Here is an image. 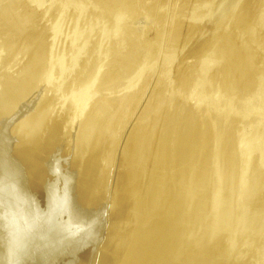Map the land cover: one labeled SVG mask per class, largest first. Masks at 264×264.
Masks as SVG:
<instances>
[{
    "label": "rangeland",
    "instance_id": "obj_1",
    "mask_svg": "<svg viewBox=\"0 0 264 264\" xmlns=\"http://www.w3.org/2000/svg\"><path fill=\"white\" fill-rule=\"evenodd\" d=\"M52 2H56L55 8L63 7V9H66L63 25L68 30H79V33L77 31L78 40L75 44L77 57L72 66V74L87 75L90 73L96 77L95 89L92 94L96 96V94L102 93L101 97L107 99L110 106L105 111V116H101L104 119L106 118V122L108 121L111 127L116 124L121 126L120 140L115 154L113 176L107 192L108 194L103 199L99 198L102 201L105 199L102 202V204L105 203V206L102 205V211L97 213L96 209H94L95 207H93L97 205L98 211L101 201H98L99 199L96 198H93V200L89 198L90 200H88V197L91 195H88V191H85L86 194L83 191L87 190L84 182H90L91 180L90 175L86 178L84 177L86 174L83 175L84 172L82 171L86 170L85 166L82 168V164L85 165L83 162H81V166L80 163H78V166L76 164L71 165L64 172L60 173L61 175H58L60 176L58 179L52 180V183L47 188L45 187V198L48 199L44 198L43 203L38 207V210H41H37L36 215H30V217L27 213L23 215L25 213L24 208L17 211L21 212V214L19 213L20 220L23 222L27 221L24 225H22L23 222L21 221L20 225L23 228L26 227L27 230H30V227L31 230L36 229V223H33V221L39 217L40 221L38 219L36 221L41 230L56 234L57 237L60 236L65 242L68 240L65 244L63 242L59 250L57 256L59 260L58 264H72L71 261L73 260V264H78V261L79 264L85 263V261L87 264V257L84 256L86 253L90 259L92 257L90 253L93 255L91 260L88 259L89 264H101L104 254H108L111 250L108 246L99 250L97 248L104 244L107 230L113 221V217L120 214V211H125V208L131 207L130 205L128 207L126 205L131 199L129 201L126 199L127 202L125 200V196L126 198L127 196L129 197L128 194L134 188L132 186L135 183L130 180L136 177L137 174L140 175L143 172L141 169L147 166H150L151 169L159 152L169 150L176 153V156L184 155L185 153L189 155L188 152H195L194 156L191 153V156L186 159L187 162L193 161L196 164H194V167L197 170V165H200L199 167L201 168L202 163L208 157L210 159L212 155L211 147L214 145L210 143H212L213 139L221 138L222 141L225 139L223 141L224 145L225 142L226 145L228 144L227 142L230 143V146L228 144L225 147H232L233 142H235L234 140L240 132L238 136L242 137V135H245L242 138H246L245 140L247 138L248 140L250 139L251 143L255 141L252 145L254 146L255 144L256 150L260 152L258 153L264 156V0H44L43 6L48 7ZM1 8L5 9L3 6ZM46 22V18L39 20L37 16H34L31 7H27L22 2L10 4L0 16V32L2 40H5L2 43L3 48L10 53L9 60L10 64L12 62L11 65H14L15 75L25 74L32 68L35 60V55L32 51L35 50L40 40L43 39L40 35H43ZM135 65L138 66L136 67ZM125 78L128 79L125 80ZM129 82L135 85L137 83V87L133 88L134 91L125 93V87L127 88L130 85ZM6 107L4 111L10 109V106ZM40 107L36 106L21 118V123L24 122L19 126L18 131L21 132L22 130L21 133L25 137L21 136L19 138V135H22L20 132H17L14 137L12 135L9 137L11 141H9L6 148L7 153H9L8 155L6 153L8 160H10V157L12 158L10 161L16 160V156L19 159L20 152L25 151L23 148L28 141L30 143L28 142L25 148L27 149L28 144H31L29 148L31 146L35 149V140L41 141L44 134L47 133V129L43 126L39 127V125L47 127L46 123H50L51 120V114L48 116L51 111L43 105ZM38 109L40 110L38 111ZM41 110H48L49 113H44V115H47L45 116L47 117L46 119H43V111L42 114L40 113V117L43 118L38 117ZM36 111L37 114L35 115ZM32 112L34 113L33 116L35 115L34 121H32L34 122V127L27 130L29 127L25 125H30ZM25 118H28L27 120L29 121L27 122ZM38 119L41 122L43 119V124L39 123L40 121L36 122ZM44 120H49V122L46 121L45 123ZM35 124H37L38 128L42 129V133H44L43 130H46L43 136L40 134V130L36 129ZM23 126H25V129ZM24 130L28 132H26L27 135L24 133ZM33 132L37 133L38 136L34 135L33 137ZM3 133L4 137L9 135L7 131L3 132L0 129L1 138L3 137L1 135ZM29 134L31 138H27ZM160 135L161 138L164 136V140L160 138ZM37 137H40V139H37ZM18 138L19 141L20 139L22 140V144L20 142L19 145L16 144ZM26 138L27 140H25ZM158 138H160L161 142L166 141L165 145L164 143H162V146L159 145L161 142ZM31 139H34L33 142ZM156 140L157 144L155 143ZM217 141L219 142V140ZM39 143L40 146H36V152L42 158L44 157L43 150H41L43 145L41 142ZM131 143L133 146L138 145V147H133ZM198 143H200V147L195 151L192 147ZM33 144L35 145L33 146ZM223 144L222 146H224ZM17 147L20 152L16 151ZM37 147H41L40 151L39 149L37 151ZM130 147L132 151L129 150ZM132 147L136 148V150ZM29 148L24 154L26 152L29 153L31 150L30 154L32 157L36 152L34 150L33 153L32 148L30 150ZM210 149L211 152H209ZM34 156L37 157V155ZM25 157L30 156L26 155ZM90 157H96V150L91 153ZM183 160H185L184 157ZM19 161L20 159L18 162L16 161V164H14V161L12 162L13 164L11 163V172L5 177L8 181L12 180V174L14 176L17 174L16 171L12 173V170H14V165L20 166ZM201 161L203 162L198 163ZM38 162L42 163V161ZM38 162L34 163L36 167L33 164L27 168V171L33 166V169L35 168L33 174L34 171L37 172V169L44 171L45 165L43 163V165L39 164L44 167L39 169ZM181 164L185 166L183 162ZM155 165L152 168V170L154 169V175L158 173ZM228 167H230V164ZM186 168L183 169L182 167V170L185 171L188 169ZM27 171L23 173L25 172L24 169L18 175L19 179H24L21 180L24 186L30 180L28 176L30 174L33 175L32 169L29 171L30 173ZM140 177L141 175L138 178ZM79 179L83 182L79 181ZM5 182L9 184L11 181L7 182L6 180ZM2 184L5 183L2 182ZM69 184L71 185L69 186ZM82 184L84 187H81ZM130 187H132L131 191L129 190ZM8 190H5L4 195H8V197L11 195L10 199H13L12 192ZM63 192L65 195H63ZM121 196H124V199L123 197L121 199ZM18 199L21 200V198ZM57 199L58 201H56ZM95 201L98 204H95ZM117 201L120 204H117ZM132 201L127 204H132ZM25 202L24 206L26 205ZM84 204L87 205V208ZM121 204H125V206ZM88 205L89 207H93V212L95 211L96 213H94L98 216L93 212L85 214L86 211H91V207L88 208ZM118 205L123 208L121 207L120 209ZM116 207L118 208L116 209ZM82 208L84 209L82 210ZM12 209L14 208L12 207ZM101 212L102 214H100ZM91 213L95 216L93 217ZM81 214L83 218L82 216H78ZM103 214H106L104 215L105 220L102 217ZM91 216L92 220L95 217L101 216L102 221H104L102 227L98 224L102 222L100 220L101 217H99V222L98 218H96V222L98 223L92 226L95 220L90 223ZM86 218L90 222L86 223L88 220ZM31 223L34 226L33 224L30 226ZM27 224L28 226H26ZM89 224L91 225L89 226ZM97 224L99 226H96ZM87 227H91V230ZM93 227L96 230L101 229V232L96 231ZM86 228L90 230L92 236L89 231V234H87ZM80 229L82 230L81 233ZM92 232L96 234L94 235ZM86 236H91L90 240L87 241L88 238ZM97 236H99L98 239ZM79 240H82L81 244L83 240L84 242L86 241L89 247L93 244L91 242L96 240V245L93 244V246L97 248H93L95 252L92 250L94 254L96 253L95 257L92 251L87 250L90 248L85 246L84 242V246L83 244H77V242H80ZM97 250L98 256L101 255V257H98V261L96 256ZM77 251L79 254L76 253ZM251 253L253 255L257 253L254 256L256 260H252L255 264H264V248H261L259 251L251 250ZM80 254H82V258H80ZM77 255H79L77 258L82 261L76 259Z\"/></svg>",
    "mask_w": 264,
    "mask_h": 264
},
{
    "label": "bare ground",
    "instance_id": "obj_2",
    "mask_svg": "<svg viewBox=\"0 0 264 264\" xmlns=\"http://www.w3.org/2000/svg\"><path fill=\"white\" fill-rule=\"evenodd\" d=\"M43 1L44 0H0V16L10 4L22 2L27 7H31L34 16H37L39 20L44 18L47 20L43 35H40L43 39H41L39 43L37 42L38 46L32 51L35 55L32 68L25 74L15 75L14 65L12 66V62L10 64L9 60L10 53L3 48L2 43L5 42V40H2V34L0 32V129L3 132L7 131L9 134L4 137L3 133L1 134L3 137H0V264H58L59 260L57 256L59 250L63 242L65 244L68 240L65 242L60 236L57 237L56 234L41 230L39 225H37L39 217L37 218L38 220L34 219L35 221L37 220L36 222L33 221V223H36V229L31 230L30 227V230H27L26 227L23 228L22 225H24V223L26 224L27 221L23 222L20 220L19 213L21 214V212L17 210L24 208L25 213L23 215H26V213L29 217L30 215H36L39 205L43 203L45 198V187L47 188V186L52 183V180L58 179V177H60L58 175L64 172L65 169L74 164L78 166V163H80L81 166V162L85 164H82V168L85 166L86 169L82 171L84 172V174L82 173L83 175L86 174L84 177L86 178L88 175L91 176L90 182H84L87 190L83 191H88V195H91L88 197V200L91 198V200H93V198L103 199L106 197L113 176L115 154L121 134V126L116 124L111 127L109 122H106V118L104 119L101 116L104 115L110 104L106 98L101 97L102 93L96 94V96L92 94L95 89L96 77H94V75L92 76L90 73L87 75L72 74V66L77 57L75 44L78 40L79 30L77 29V33L76 30H68L63 25L66 9H63V7L55 8L57 1L52 2L48 7L43 6ZM1 6L5 7V9L1 8ZM127 79L125 78V80ZM134 87H137V83L136 85L131 83L127 88L125 87V93L134 91ZM41 104L51 111L49 113L48 110H41L38 114L39 118H43L40 117L42 111L43 115L46 112L49 113L48 116L51 114V120L48 118L50 123H46L47 120H44L48 128L44 125H39V127L43 126L47 129L46 134H44L46 130H43L44 133H42V129L38 128L37 124H35L36 129L40 130V134L42 136L44 134L43 139L41 137V141L35 140L36 146H40L39 142L43 145L42 148H40L43 150L42 153H44V157L41 158L38 156L39 153L36 152V146L35 149L30 146L33 153L34 150L36 152L31 157V150L29 148L31 144H28L27 149L25 148L29 141L25 144L24 148L22 147L25 151L29 148V153L26 152V154H24L25 151L20 152L17 147L16 151L18 150L22 155L19 156L23 158L21 159L19 157L20 166L17 167L14 165V170H12V173L16 171L17 174L15 176L12 174V180L8 181L5 177L11 172L10 167L13 164L12 162L14 161V164H16V161L18 162L19 160L17 156L15 158L16 160L10 161L12 160L11 157L10 160H8L7 155L9 153H7L6 148L9 141H11L9 137L11 135L14 137L17 132H20L18 131L19 126L24 122L21 123V118L36 106L38 108L42 106ZM6 106H10V109L4 111V109L7 108ZM40 109H38V111ZM33 114L32 112V118L28 117L30 118V125H25L24 123L25 126L29 127L27 130L34 127V122L32 121H34L33 118L37 114V111L34 116ZM45 116L47 115L45 114L43 119L47 118ZM27 119L26 121L28 122L29 120ZM49 120L47 122H49ZM36 122L42 123L39 119ZM31 125L32 127H30ZM25 126H23L24 129ZM21 132L20 134H22ZM26 132L24 130V133L27 135L28 132ZM36 134L34 133L32 136H38V134ZM238 135L236 138L237 140L235 139V142H233V146L231 145L232 147H225L226 142L225 145L223 144L225 139L222 141L220 138L222 142L220 139H213L212 143H210L211 145L214 144L211 147L212 155L209 153L211 155L210 159L208 157L207 160L205 159L206 161L204 163H202L203 161L198 162L202 163V167L200 168V165H197V170L194 167L195 163L193 161L187 162L186 159L191 156L192 152H188L189 155L185 153L180 156H176V153L169 150L159 152L151 169L150 166L141 169L143 171L140 173L141 177L138 178L140 175L137 174L136 177L130 180L135 184L133 185L132 183L133 186L129 185L134 187L132 191V187H130L129 190L131 193H127L129 197L127 196L126 198V194H122L125 196V200L128 199L129 201V199H131L129 202L133 201L132 204H127L129 202L126 200V203L123 200L127 207L128 205L131 207H128V209L125 208V211H120V214L113 217V221L107 230L108 232L104 244L99 248L96 247L99 250L100 248L103 249V247L105 248L108 246L111 250L108 254H104V259L101 264H255L252 260L255 259L254 256H256L257 253L253 255L251 250L259 251L261 248H264V156L259 154L260 152L256 150L255 144L254 146L252 145L255 141L251 143L250 139L248 140L247 138V141L245 140L246 138H242L245 135L243 136L240 134L242 135V137L240 136L241 138ZM21 136H24V134L19 135V138ZM28 137L31 138L30 134L27 138ZM19 138L16 143L18 145L19 142L22 144V140L20 139L19 141ZM27 138L25 140H27ZM160 138H158L159 141ZM250 138L253 140L252 137ZM37 139H40V137H37ZM161 139L164 140V136ZM31 140L33 142L34 139ZM217 140H219V142ZM165 142L162 141L158 144L162 146V143L165 145ZM155 143L157 144V140ZM227 143L230 146V143ZM222 144L224 146H222ZM34 145L35 144H33V146ZM13 147H11V149H13ZM133 147L137 148L138 145H134ZM198 147H200V143L194 145L192 148L196 151ZM22 148H20V150H22ZM40 148L37 147V151L38 149L40 151ZM136 148L133 149L136 150ZM94 150H96V157H90ZM129 150L132 151L131 147ZM209 152H211V149ZM194 154L195 152L192 153V156H194ZM26 155L30 157H25ZM34 155H37V157ZM41 155L43 156V154ZM183 157L185 160H183ZM199 160L201 159L199 158ZM38 161H42L46 168L43 169L44 171L37 169V172L34 171V174L36 172L34 175L33 170H35V168L33 169V167H36L34 163ZM181 162H183L185 166H183ZM228 162H230V167H228ZM42 163L38 162V165ZM33 164L34 166L31 168L33 175H27L30 180H28L24 186L23 183H21V180L24 179H19L20 177L18 178V175H20L24 169L25 172L23 173H26L28 170L27 168L31 167ZM154 164H156L155 169L158 172L155 175L153 174L154 169L152 170ZM224 164L228 165H226L227 168L224 167ZM180 166H182L183 169L188 166V169L186 168L187 170L184 171ZM42 167L43 166L40 165L38 166L39 169ZM210 171H214L212 174L213 176L210 175L212 173ZM82 174L80 175L82 176ZM4 179H6L7 182H11L8 184ZM80 179L79 181L83 180ZM2 182L5 184H2ZM81 182L79 183L81 184ZM70 185L71 184H69V186ZM82 186L83 184L81 187ZM6 189L12 192L14 201L10 199L11 195L9 197L8 195H4ZM63 195H65L64 192ZM73 195L75 194L73 193ZM81 196L83 197V195ZM124 196L120 198L122 199L123 197L124 199ZM18 198H21V200ZM58 199L56 201H58ZM100 199L98 200L101 201L99 203L100 209L98 206L99 210L97 211V205L93 206L97 213L103 210L101 208L102 205L105 204H102L105 199L103 201ZM121 199L119 200L121 201ZM24 201H26L25 206ZM96 201L95 204H98ZM118 201L117 204H120V201ZM88 203H90V201H88ZM85 205L86 204H84V206ZM122 206H125V204ZM122 206H119L120 209ZM12 207L16 210L12 209ZM90 207L88 205V208ZM93 207H91V211L88 210L85 214L93 212ZM117 208L118 207H116V209ZM83 209L84 208H82V210ZM93 213H91L93 217L97 215ZM100 214H102V212ZM51 215H53V213H51ZM104 215L106 214L102 215L103 218ZM78 216H82L83 218L82 214ZM92 216L91 222L89 216V219L86 218L88 219L86 223H88V221L92 223L95 220V222H93L94 224H92L93 226L99 222V217L101 216L95 217L93 220ZM102 217L100 219L101 221L103 220ZM96 218H98V222H96ZM21 221L23 222L22 225H20ZM103 222L104 221L99 222L98 224L102 227V224H104ZM33 223H31L30 226ZM98 224L96 226H99ZM90 225L91 224H89V226ZM26 226H28V224ZM27 228L29 229V227ZM81 229L79 230L80 233L82 231ZM89 229H87V234H89L91 230ZM94 229L96 230V228ZM100 230L96 231L101 232ZM92 233L94 235L96 234L94 232ZM91 236H86L88 239H85L88 241ZM99 236H97V239ZM63 237L65 238V236ZM81 241L77 242V244L82 245L84 240L82 244ZM115 241L116 243H114ZM95 242L96 240L91 243L95 244ZM84 243L86 244L85 246L90 248L87 249L90 252L93 248L96 249L93 244L91 248L87 245L86 241ZM64 249L65 247L63 251ZM87 250L86 252H88ZM98 250L96 255L97 261L98 257H101V255L98 256ZM93 251L95 252V250ZM93 251L92 254H94ZM76 253H78V251ZM80 255V258H82V254ZM84 256L87 257V264H89L88 259H90V257H88L87 253ZM90 256L93 257L91 253ZM77 257H79V255L76 256V259H78ZM83 259L86 260L85 257H83ZM73 262L74 260L71 261L72 264ZM75 262L77 263V260ZM82 264H86V261L85 263L82 262Z\"/></svg>",
    "mask_w": 264,
    "mask_h": 264
}]
</instances>
